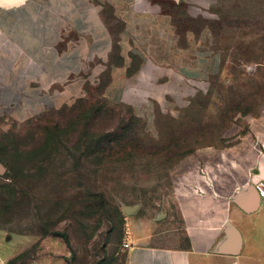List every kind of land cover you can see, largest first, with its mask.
<instances>
[{
	"label": "rangeland",
	"instance_id": "374dc122",
	"mask_svg": "<svg viewBox=\"0 0 264 264\" xmlns=\"http://www.w3.org/2000/svg\"><path fill=\"white\" fill-rule=\"evenodd\" d=\"M173 12L220 54L216 78L177 80L135 110L95 89L0 106V264H124L129 227L144 221L161 245L221 239L264 153V0ZM107 133L121 142L95 149Z\"/></svg>",
	"mask_w": 264,
	"mask_h": 264
},
{
	"label": "crops",
	"instance_id": "0c3cea01",
	"mask_svg": "<svg viewBox=\"0 0 264 264\" xmlns=\"http://www.w3.org/2000/svg\"><path fill=\"white\" fill-rule=\"evenodd\" d=\"M186 2L23 0L0 6V106L38 95L63 103L95 89L108 104L135 110L166 98L177 80L203 84L216 78L218 51L201 30L176 21L173 9ZM257 164L248 182L255 188L264 181V153ZM224 215L241 235L237 256L216 253L225 233L202 248L197 242L161 245L144 221L129 227L124 264H264V194L254 212L230 202Z\"/></svg>",
	"mask_w": 264,
	"mask_h": 264
},
{
	"label": "water",
	"instance_id": "95a60500",
	"mask_svg": "<svg viewBox=\"0 0 264 264\" xmlns=\"http://www.w3.org/2000/svg\"><path fill=\"white\" fill-rule=\"evenodd\" d=\"M23 0H0V6H11L22 2ZM232 202L245 213L254 212L259 205V193L255 186L250 183L246 189L237 192ZM136 207L125 208L124 213L131 215L136 211ZM241 249V235L231 222L226 223L225 238L221 241L216 249V253L222 255L237 256Z\"/></svg>",
	"mask_w": 264,
	"mask_h": 264
},
{
	"label": "trees",
	"instance_id": "16d2710c",
	"mask_svg": "<svg viewBox=\"0 0 264 264\" xmlns=\"http://www.w3.org/2000/svg\"><path fill=\"white\" fill-rule=\"evenodd\" d=\"M116 137L111 138V134L107 133L104 135H96V138L94 139V147L97 150H103L106 146H109L111 143L114 142H121L120 140L116 139ZM123 139V138H121ZM122 147L123 146H128L127 143L124 141H122L121 143Z\"/></svg>",
	"mask_w": 264,
	"mask_h": 264
},
{
	"label": "built area",
	"instance_id": "2783aa9c",
	"mask_svg": "<svg viewBox=\"0 0 264 264\" xmlns=\"http://www.w3.org/2000/svg\"><path fill=\"white\" fill-rule=\"evenodd\" d=\"M256 188L259 192L260 195L264 194V181L259 183V186L256 185ZM126 246H128V244L126 243Z\"/></svg>",
	"mask_w": 264,
	"mask_h": 264
}]
</instances>
